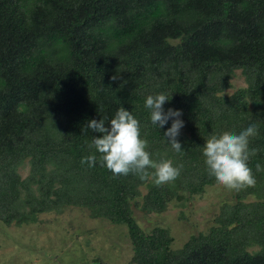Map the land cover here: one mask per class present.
Segmentation results:
<instances>
[{
    "label": "trees",
    "instance_id": "obj_1",
    "mask_svg": "<svg viewBox=\"0 0 264 264\" xmlns=\"http://www.w3.org/2000/svg\"><path fill=\"white\" fill-rule=\"evenodd\" d=\"M235 70L245 85L225 94ZM159 93L181 112L179 152L164 137L175 117L156 126L145 107ZM120 106L153 160L183 166L174 182L102 166L90 146L100 134L83 130ZM252 123L256 184L230 190L205 231L172 248L167 229L137 225L133 209L162 213L214 185L205 141ZM66 207L124 224L132 264H264V0H0V223Z\"/></svg>",
    "mask_w": 264,
    "mask_h": 264
},
{
    "label": "rangeland",
    "instance_id": "obj_2",
    "mask_svg": "<svg viewBox=\"0 0 264 264\" xmlns=\"http://www.w3.org/2000/svg\"><path fill=\"white\" fill-rule=\"evenodd\" d=\"M232 88L245 85L238 70L230 79ZM26 166L18 174H26ZM144 189H142L143 191ZM231 191L217 182L200 196L173 201L162 213L145 214L133 209L142 230L160 226L168 230L178 248L186 238L205 231L222 202H231ZM126 227L102 218H90L86 210L66 207L60 213H40L23 224L0 223V264H132Z\"/></svg>",
    "mask_w": 264,
    "mask_h": 264
},
{
    "label": "clouds",
    "instance_id": "obj_3",
    "mask_svg": "<svg viewBox=\"0 0 264 264\" xmlns=\"http://www.w3.org/2000/svg\"><path fill=\"white\" fill-rule=\"evenodd\" d=\"M168 101L169 97L165 93L149 95L145 100V107L150 111V120L156 126L162 127L169 118L175 117L171 127L164 132V137L167 138V143L179 152L182 149L177 137L183 127V121L179 119V110L164 111L163 105ZM87 129L100 134L98 137H92L90 146L99 154L102 166L114 176L134 173L144 180L151 175L157 186L174 182L180 176L182 165L174 166L169 159L156 161L151 158L150 152L147 151L148 141L141 138L139 120L123 107L117 109L107 126L104 119L91 120L83 131L87 133ZM258 134V126L252 123L238 134L223 131L211 135L202 147L208 175L228 190L240 191L254 187L256 179L248 160L251 155H255V150H249V139ZM96 161L97 155L92 154L82 158L81 164L87 163L89 167H93ZM149 169L153 171L150 173ZM256 169L260 170L259 164Z\"/></svg>",
    "mask_w": 264,
    "mask_h": 264
}]
</instances>
